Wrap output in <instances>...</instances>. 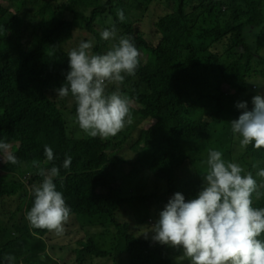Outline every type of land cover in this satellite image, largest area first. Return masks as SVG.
Here are the masks:
<instances>
[{"label": "trees", "instance_id": "16d2710c", "mask_svg": "<svg viewBox=\"0 0 264 264\" xmlns=\"http://www.w3.org/2000/svg\"><path fill=\"white\" fill-rule=\"evenodd\" d=\"M154 1L157 0H20L16 11L0 2V140L12 145L19 160L12 165L0 158V167L7 172L0 176V187H10L7 196H14L20 204L28 201L25 214L33 206L32 186H38L43 179L33 167V160L45 169H60L54 183L63 193L71 216L95 231L108 221L119 223L123 210L137 199L167 193L168 203V197L177 192L186 201L195 198L203 184V178L196 177L207 170L208 150L214 149L220 125L230 115L234 120L241 115L242 110L233 103L242 99L250 111L252 98L264 95V87L253 92L258 77L264 79V55L256 50V30L264 27V0H162L156 4L154 18L155 26L165 24L159 28L158 39L135 28L148 8L134 14L131 10H142L144 4L150 7ZM117 6L124 11L128 23L119 21ZM62 10L71 13L70 22L60 15ZM113 25L120 36L132 37L140 52L135 76L125 77L132 83L119 85L120 92L133 90L135 104L131 113L140 121L124 140L121 133L107 139L87 136L76 123L71 94L58 98L56 91L70 71L69 41L75 40L78 32L82 41L93 42V52L103 54L111 48V40H103L100 33ZM185 52H189L186 57ZM208 76L218 79L215 91L206 88ZM112 88L116 91L117 85L110 84L106 91L111 93ZM225 93L232 96L223 100ZM200 102L206 104L202 114L190 117V109ZM226 132L228 140L233 142V137L239 144L231 127ZM129 139L136 152L134 167L129 177L120 178V166L125 161L118 153ZM45 145L53 150L51 162L44 154ZM181 155L183 160L178 162ZM66 156L72 158L68 169L62 167ZM236 157L259 184L262 178L256 173L264 168V148L240 147ZM21 172L28 181L19 176ZM138 173L159 179L166 190L155 186L143 191ZM253 206L264 207V195L258 200L253 195ZM23 210L24 205H20L12 217ZM14 227L18 236L0 247V264H8L5 257L11 255L12 249L16 253L22 243L33 254L45 252L47 244L42 237L54 240L52 232L32 228L43 246L31 244L24 237L30 227L25 217ZM118 227L127 241L129 264H180L176 259L179 249L154 241L147 243L128 233L129 223H119ZM259 238L264 239V233ZM76 251L80 255L88 252L93 258L110 254L93 238L78 241Z\"/></svg>", "mask_w": 264, "mask_h": 264}, {"label": "clouds", "instance_id": "9594fccd", "mask_svg": "<svg viewBox=\"0 0 264 264\" xmlns=\"http://www.w3.org/2000/svg\"><path fill=\"white\" fill-rule=\"evenodd\" d=\"M116 15L120 22L126 20L122 9H118ZM100 35L103 40L115 43L103 54L92 51V41H82L78 47L71 49L68 52L70 71L56 91L58 98L71 94L76 105V123L87 136L107 139L133 122V101L121 94L119 85L126 76H135L140 52L132 37H117L114 25L103 29ZM110 84L117 85V90L108 93L106 89ZM252 104L250 111L246 102L236 104L242 112L237 120L230 122L231 131L239 137L242 149L252 145L254 150H259L264 148V95H255ZM0 153L4 163H19L12 145L2 140ZM44 154L48 162L54 160L53 150L48 145L44 146ZM222 155L219 150H208L207 170L203 174L201 190L195 198L187 201L183 194L175 193L159 213V220L151 227L152 238L135 233L129 219L131 213L127 212L128 205L119 217V223H129L128 233L147 243L154 241L182 249L183 255L178 259L187 260L189 264H264V239L259 238L264 233V207L253 206V195L257 200L264 195L261 192L264 189V168L256 173L262 178L258 184L252 172H245L238 163L225 161ZM71 163V156H66L62 167L68 169ZM32 165L43 179L38 186H32L34 202L25 219L30 228L62 235L72 213L63 193L57 190L54 183L60 169L57 166L45 169L36 160L32 161ZM123 217L124 222L121 221ZM119 223H112L117 225L118 240L123 238L126 241L125 236L119 233ZM126 246V254L130 258L127 241ZM53 251L58 255L55 246ZM61 256L64 258L65 255ZM5 260L12 264L15 257L8 255ZM78 263L83 264L84 259Z\"/></svg>", "mask_w": 264, "mask_h": 264}, {"label": "rangeland", "instance_id": "374dc122", "mask_svg": "<svg viewBox=\"0 0 264 264\" xmlns=\"http://www.w3.org/2000/svg\"><path fill=\"white\" fill-rule=\"evenodd\" d=\"M0 2H2L8 9H10V11H16L20 7V0H0ZM159 2H162V0L154 1L153 4L150 5V7H148L147 4H144L141 7L142 10L131 9L133 10L132 14H134L135 11L141 12L143 11V9L148 8L147 15H144V19L135 24V28L139 27L142 33H148L150 38L153 36V39H158L160 37L159 28L165 27V24L162 22L160 24L158 23V26L154 25V18H156L157 16L156 4H159ZM170 3L173 4L172 1ZM165 8L167 7L165 6ZM118 9H121V7L117 6V9L115 10L117 11ZM60 15L62 17L67 18L69 22L72 20L71 13L69 11L62 10L60 11ZM125 22L128 23L129 19H126ZM110 23H112V21H110ZM211 25H214L212 21ZM256 31L257 33H259L256 37V41L258 42L256 50L260 54L264 55V27L257 29ZM119 36L120 35L117 34V37ZM125 36L129 35L125 34ZM75 40L69 41V43L67 44V47L69 49H73L77 46V43L80 44L82 42L83 38L79 36L78 32L75 35ZM113 43H115V41L111 40V46ZM107 50L109 49H106L105 52ZM188 53L189 52H185L184 57H186ZM124 83L129 84L132 82H128L126 81V79H124ZM218 86L219 82L215 76H208L206 78V88L208 87L209 89L215 91L216 89H218ZM263 87L264 79L263 77L259 76L258 79L254 82L253 92L261 91ZM113 91L115 90L112 88V92ZM121 94L127 95L129 98L132 99V111L133 106L135 104V101L133 100V90L129 92L124 91L121 92ZM231 96L232 94L225 93L223 96V100H227ZM241 101L242 99H239L233 104L236 105L238 102ZM205 105L206 104L203 102L198 103L196 106H194V109H190L188 114L192 118H199L205 108ZM188 109L189 108H187L186 111ZM132 117L133 122L130 125H126L125 128L122 129L126 134L121 131L119 132L122 135V140H124L125 136L129 138L132 132L137 127V125L140 123L138 117L135 114L132 113ZM233 120L234 116L230 115L227 117V119H225V122H222V124L220 125V134L217 136L214 149L222 152V158L225 161H228V158H231L232 162L238 163L236 155L238 156L240 145L236 142V139L233 137V142L228 140L229 133L226 132L227 129L231 127L230 122ZM129 141L130 139L122 145L118 153L121 158L125 161V163L120 166V178L129 177V175L132 174V169L134 167L133 162L136 158V152H134L135 149L131 148V143ZM182 160L183 157L181 155L177 161L180 162ZM24 171L28 172L27 170ZM4 173L7 172L0 167V176L2 174L4 175ZM19 176L23 180H26V175L24 172H21ZM138 177H140L144 184L143 191H146V189L151 190L155 188V186H161L163 190H166L165 183L160 182V180L155 178L154 176H150L148 178L147 176L143 175V173H138ZM196 178H203V176H197ZM9 190L10 187H0V206L2 205L0 208V228L2 229V231L0 232V247L11 243L12 238L18 236V231L15 229L14 223L19 222L22 217H25V212L27 211L28 201L25 204H20L13 198L14 196H7V192H9ZM166 196H160L153 199H137L135 202L128 205L127 212L131 213L129 219L133 223L134 230L137 235L146 238H152L153 233L150 231V229L159 220V213L164 210V207L167 204V202H165V199L167 198ZM172 197L173 196L170 195L168 198L171 199ZM20 205H24V210L22 212L17 211L15 216L12 217L13 213H15V210L18 209ZM121 221L124 222L126 220L123 217ZM106 223L107 224H104V226H102L99 231H95L89 228H85V225L80 218H77L76 216H71L69 221L64 225L65 230L62 235L58 236L52 232L54 236L53 241H47V239H42L46 243H48L47 249H44L45 252L29 254L23 243L22 247L19 248L16 253H14L12 249L11 256L15 257V260L12 262V264H80L78 263L79 258L84 259L83 264H128L129 261H131V257L129 258V256H127L126 254L127 246L125 239L120 238V241L118 240V228L116 224H112L110 223V221ZM24 237H26V240H28L31 244L42 245L40 241L41 238L30 227H28ZM91 238L94 239L98 246H100L104 250H107L110 253L108 257L93 258V256H91L88 252H85L80 255L79 252L76 251L78 241H88ZM53 246L56 247L58 255L54 254V251L52 249ZM1 250L2 249H0V252ZM179 250L180 253L176 256L177 261L180 264H189L187 260L180 261L178 259L183 255L182 249ZM59 255L65 256L63 259H59Z\"/></svg>", "mask_w": 264, "mask_h": 264}]
</instances>
